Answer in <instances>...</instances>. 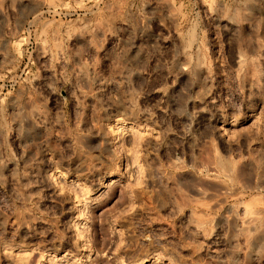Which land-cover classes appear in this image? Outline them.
<instances>
[{"label":"rangeland","instance_id":"obj_1","mask_svg":"<svg viewBox=\"0 0 264 264\" xmlns=\"http://www.w3.org/2000/svg\"><path fill=\"white\" fill-rule=\"evenodd\" d=\"M0 264H264V0H0Z\"/></svg>","mask_w":264,"mask_h":264},{"label":"bare ground","instance_id":"obj_2","mask_svg":"<svg viewBox=\"0 0 264 264\" xmlns=\"http://www.w3.org/2000/svg\"><path fill=\"white\" fill-rule=\"evenodd\" d=\"M219 16V15H218ZM238 65H241V64H238ZM249 222H250V220H249Z\"/></svg>","mask_w":264,"mask_h":264}]
</instances>
